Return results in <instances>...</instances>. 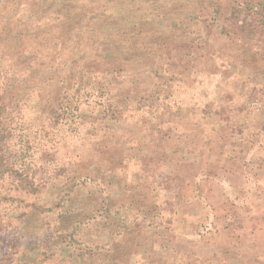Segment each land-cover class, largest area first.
Masks as SVG:
<instances>
[{
  "label": "rangeland",
  "instance_id": "374dc122",
  "mask_svg": "<svg viewBox=\"0 0 264 264\" xmlns=\"http://www.w3.org/2000/svg\"><path fill=\"white\" fill-rule=\"evenodd\" d=\"M5 79L22 105L10 149L45 179L11 211L22 264L38 245L45 264H264V19L248 0H0ZM68 87L57 122L45 105Z\"/></svg>",
  "mask_w": 264,
  "mask_h": 264
},
{
  "label": "trees",
  "instance_id": "16d2710c",
  "mask_svg": "<svg viewBox=\"0 0 264 264\" xmlns=\"http://www.w3.org/2000/svg\"><path fill=\"white\" fill-rule=\"evenodd\" d=\"M248 4L251 6L253 15L260 16L261 20L264 19V0H248ZM6 79L0 83V243L8 244L10 252L1 253L0 252V264H22L25 248L23 243L20 242V235L23 233V228L17 234L13 242L11 238V233L18 231L14 229L15 223L18 226H22L21 222H15L14 220L20 221V216H13L11 213L12 209H17L18 205L22 202H27L30 198H38L42 193V187H44V177L43 174L40 175L38 171H33L29 168V164L26 162V153L22 148L20 149H10L14 147L10 145L12 124L16 116H19L22 112L21 101L7 97V90H5ZM65 92L64 97H59L57 101L51 104L56 105H45L49 106L50 117L55 119L57 122L60 118L65 119L67 111H73L69 98V89ZM67 100V101H66ZM68 104L66 110L63 112V108L58 106ZM58 105V106H57ZM11 134V135H10ZM18 150V151H16ZM8 207V208H7ZM12 214V215H11ZM22 232V233H21ZM68 240L72 243L74 251H76V232H68ZM40 248V255L42 260L38 259L39 264H45L46 260L51 256L47 252H42V247ZM48 250V249H47ZM21 254L22 257L18 258ZM49 256V257H48Z\"/></svg>",
  "mask_w": 264,
  "mask_h": 264
}]
</instances>
